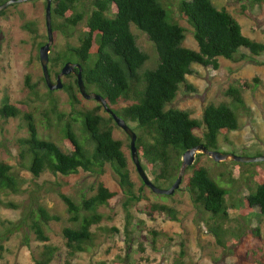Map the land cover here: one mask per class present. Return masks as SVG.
<instances>
[{
	"label": "trees",
	"instance_id": "trees-1",
	"mask_svg": "<svg viewBox=\"0 0 264 264\" xmlns=\"http://www.w3.org/2000/svg\"><path fill=\"white\" fill-rule=\"evenodd\" d=\"M6 1L0 0V5ZM88 1L53 0V30L61 31L68 41L57 56L51 57L50 73L57 77L66 62L79 63L87 90L101 95L115 113L128 123L136 124L133 129L137 133L136 146L143 167L152 173L158 186L168 184L171 187L182 171L183 157L188 149L204 145L218 150L220 135L240 128L239 110L249 109L244 91L258 85L240 79L226 91L231 101L210 102L202 118H194L188 110L169 107L181 85L187 84V76L194 73L193 65L218 70L220 58L236 61L245 56L241 54L242 49L260 55L264 52V43L245 35L235 16L225 8H218L213 0H183L173 11L166 8L165 0H91L90 9ZM18 4H12L0 16ZM45 5L47 7L46 0ZM179 20L192 27L198 49L185 46L189 29ZM30 25L26 27L30 28ZM133 25L145 32L156 47L159 59L153 69L143 70L150 56L139 46ZM80 26L83 28L76 46L70 38L76 36ZM65 78L63 90L70 97L72 109L66 120L63 117L67 114L59 109V100L53 97L55 91L49 90L48 95L52 98L51 111L61 121L67 150L52 137L42 135L35 118L27 114L29 136L21 141L22 157L36 177L46 172L76 175L81 170L100 176L110 165L118 174L120 187L127 196L124 206L130 219V206L141 202L144 196L135 190L123 142L114 137L118 125L103 104L98 103L93 108L84 106V97L74 74ZM254 81L259 83L258 78ZM20 113L8 98L0 108V115L5 118L17 117ZM202 155L198 153L195 163L186 167L185 172L191 174L186 178L185 189L194 204L211 214L216 223L215 233L222 237L227 233L225 221L229 218L228 196L232 191L214 177L210 167L200 164ZM259 171L264 175L263 169ZM237 175L235 172L234 177ZM17 184L12 166L0 160V205H12L4 203L2 195L4 192L19 193ZM249 189V194L237 204L246 223L254 214L264 216V176ZM92 193L82 192L79 199L60 194L70 215L69 224L63 230L68 248L67 263L94 244L93 228L104 218L100 208L110 205L118 194L103 181L93 187ZM257 207L258 212L255 211ZM146 210L150 216L159 214L163 221L178 219V210L164 203L148 199ZM60 220V216L52 214L43 205L32 207L27 214L26 224L38 240L45 242L35 264H51L59 254L60 248L49 243L47 228L51 222ZM127 232L132 240V232L129 229ZM254 232L255 237H259L260 229ZM151 233L155 237L159 234L156 230ZM257 248L254 252L257 263L264 264L263 249ZM185 256L183 245L174 264H184Z\"/></svg>",
	"mask_w": 264,
	"mask_h": 264
},
{
	"label": "rangeland",
	"instance_id": "rangeland-1",
	"mask_svg": "<svg viewBox=\"0 0 264 264\" xmlns=\"http://www.w3.org/2000/svg\"><path fill=\"white\" fill-rule=\"evenodd\" d=\"M165 1L166 8L173 11L183 0ZM213 2L218 8H225L235 16L245 35L264 43V1ZM87 4L90 9L92 1L89 0ZM179 21L189 29L185 46L198 49L192 27L184 20ZM27 24H31V27L27 28ZM82 28L80 26L76 36L70 38L73 45L79 44L78 34ZM132 30L138 37L141 49L150 56L143 70L155 68L159 58L154 43L135 25ZM53 35L51 57L57 56L68 41L61 31H54ZM47 41L45 0L20 3L0 16V108L8 98L21 112L17 117L5 118L0 115V160L12 166L21 190L19 193L4 192L2 195V201L12 205H0V264H35V258L45 242L37 239L25 221L32 207L38 205L45 206L61 218L60 221L51 222L47 228L49 243L60 248L51 264H174L183 245L186 249L184 264H258L254 252L258 250L257 246H261L264 254V216L253 213L251 221L246 223L237 204L249 194L250 187L262 181L264 175L259 170H264V161L219 163L204 153L200 157V164L210 167L214 177L219 182L222 180L223 185L232 191L228 196L229 218L225 221L227 233L222 237L215 233L216 223L211 214L194 204L185 189L186 178L191 172L184 173L181 187L169 197L158 195L144 185L132 158L131 139L119 126L114 130V137L123 142L135 190L144 196L141 202L130 206V219L124 206L127 196L120 187L118 174L110 165L100 176L83 170L69 176L46 172L36 177L31 172L28 162L22 157L21 141L29 136L27 114L35 118L42 135L52 137L67 150L63 142L62 124L51 111L50 89L43 78L40 48ZM241 54L245 56L236 61L220 58L221 67L218 70L194 64V73L187 76V84L181 85L178 96L169 107L188 110L194 118L200 119L208 103L231 101L226 91L238 84L240 79L258 84L254 89L244 91L249 109L239 110L238 130L220 135L218 150L243 156H264V52L252 55L242 49ZM255 78H258L259 83L254 81ZM53 97L59 100V109L67 114L63 117L66 120L72 111L68 93L63 89L56 90ZM83 99L84 106L88 108L96 107L99 103L93 99ZM129 124L132 128L136 126L135 123ZM146 171L155 182L152 173L148 169ZM235 172H238L237 178L234 177ZM100 181L118 194L110 201V205L100 208L104 218L93 228L96 234L94 244L67 263L68 248L63 230L69 224L70 215L60 194L79 199L82 192L93 194V187ZM160 187L170 186L160 184ZM148 199L176 208L178 219L163 221L159 214L150 216L146 210ZM255 211L258 212L259 208ZM257 228L260 229L259 237H255L254 230ZM128 229L133 234L132 240L128 238ZM152 230L159 234L155 237Z\"/></svg>",
	"mask_w": 264,
	"mask_h": 264
},
{
	"label": "water",
	"instance_id": "water-1",
	"mask_svg": "<svg viewBox=\"0 0 264 264\" xmlns=\"http://www.w3.org/2000/svg\"><path fill=\"white\" fill-rule=\"evenodd\" d=\"M31 0H8L4 4L0 5V13L10 7L12 4L19 2H27ZM47 7H46V24L48 28V41L41 46L40 48V61L42 64L44 77L47 86L51 91H56L64 88L65 82L64 78L68 75L74 74L78 78V84L80 87V91L84 98L86 99H93L98 101L99 103L103 104L105 109L114 117L117 125L124 129L126 133L129 135L131 139V151H132V158L133 161L138 169V172L145 183L154 193L160 195H173L182 185L184 180V173L185 169L188 166H192L197 158L198 153H204L210 156L216 162H227V161H237V162H244V163H251V162H262L264 161V156H243L237 155L234 153H225L219 150H211L205 147L204 145H199L188 149L183 157V168L182 171L174 182V184L169 188H162L158 186L148 175L146 169L143 167L140 161L138 149L136 146L137 140V133L131 127V125L122 117H120L117 113H115L109 106L106 99H104L101 95L95 92H89L87 90L86 84L83 80V69L79 63H74L72 61H68L63 66L61 72L57 75L56 79L54 80L51 73H50V62H51V51H52V44L54 42V35H53V0H46Z\"/></svg>",
	"mask_w": 264,
	"mask_h": 264
},
{
	"label": "flooded vegetation",
	"instance_id": "flooded-vegetation-1",
	"mask_svg": "<svg viewBox=\"0 0 264 264\" xmlns=\"http://www.w3.org/2000/svg\"><path fill=\"white\" fill-rule=\"evenodd\" d=\"M56 78V77H55ZM53 79H54V77H53Z\"/></svg>",
	"mask_w": 264,
	"mask_h": 264
}]
</instances>
